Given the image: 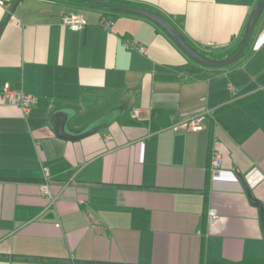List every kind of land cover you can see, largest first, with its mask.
I'll list each match as a JSON object with an SVG mask.
<instances>
[{
  "label": "crops",
  "instance_id": "0c3cea01",
  "mask_svg": "<svg viewBox=\"0 0 264 264\" xmlns=\"http://www.w3.org/2000/svg\"><path fill=\"white\" fill-rule=\"evenodd\" d=\"M107 1L157 12L224 59L258 0ZM82 2L0 0V264H264L259 211L241 183L264 221V9L240 57L209 68L151 20ZM62 14L84 27L62 26ZM5 85L37 106L9 105ZM59 108L75 111L74 131L122 111L66 140L48 125ZM196 116L197 129L178 125Z\"/></svg>",
  "mask_w": 264,
  "mask_h": 264
},
{
  "label": "water",
  "instance_id": "95a60500",
  "mask_svg": "<svg viewBox=\"0 0 264 264\" xmlns=\"http://www.w3.org/2000/svg\"><path fill=\"white\" fill-rule=\"evenodd\" d=\"M78 1L100 5L101 7L111 8L112 10L117 12L133 14L151 20L152 22H154L156 25H158L163 29V31L168 35V37L178 46V48H180V50L188 58H190L192 61L203 67H209V68L227 66L235 62L240 57V55L245 50L250 40L254 26L264 9V0H258L248 20L244 37L241 43L239 44V47L232 55L224 59H212L204 55L203 53L199 52L195 47H193L178 31V29L172 25V23L168 19H166L164 16H162L157 12L142 7L127 5V4H122L107 0H78ZM5 23L6 22L0 25V29L5 25ZM121 111H122L121 108L112 109L106 114H104L102 117H100L98 120L90 123L81 130L74 131L69 127L68 122L72 118V116H74L75 111L71 108H59L51 113L48 119V125L51 128V130L56 134L57 137L66 140H77L105 127L110 122L115 120L119 116ZM241 183L250 203H252L258 208L260 223L262 226V232L264 237V221H263L262 204L260 203V201H258L255 197L252 196L249 188L243 183V181H241Z\"/></svg>",
  "mask_w": 264,
  "mask_h": 264
},
{
  "label": "built area",
  "instance_id": "2783aa9c",
  "mask_svg": "<svg viewBox=\"0 0 264 264\" xmlns=\"http://www.w3.org/2000/svg\"><path fill=\"white\" fill-rule=\"evenodd\" d=\"M100 24H102L104 27L109 28L113 22L108 21L105 18L100 19ZM60 24L69 30L72 31H79L81 30L85 22L82 19V17L78 15L73 14H62L60 15ZM142 50V49H141ZM2 95L4 97V100L9 105L18 106L22 110H29L37 106L38 100L22 91H17L10 89L7 85H5L2 88ZM201 117H191L187 118L180 123H178L179 126L182 128H185L186 130H193L197 129L200 125ZM222 157L221 154L218 151H213L211 157H210V163H209V170L211 172V176L217 177L221 170H222ZM40 190L42 193L48 197H51V192L48 184L46 182H42L40 184ZM216 212L214 209H209L206 214V222L210 225L213 223V221L216 219Z\"/></svg>",
  "mask_w": 264,
  "mask_h": 264
},
{
  "label": "trees",
  "instance_id": "16d2710c",
  "mask_svg": "<svg viewBox=\"0 0 264 264\" xmlns=\"http://www.w3.org/2000/svg\"><path fill=\"white\" fill-rule=\"evenodd\" d=\"M83 3H86V2H83ZM99 7H101V6H99ZM103 8V7H102ZM104 9H111V8H104ZM112 10V9H111ZM239 47V45L237 46V48ZM237 48H236V50H237ZM235 50V51H236ZM24 260H25V258H23ZM34 260H44V259H42V258H33ZM88 263H91V264H93V261H87ZM215 264H217V263H215ZM218 264H220V263H218ZM224 264V263H223Z\"/></svg>",
  "mask_w": 264,
  "mask_h": 264
},
{
  "label": "rangeland",
  "instance_id": "374dc122",
  "mask_svg": "<svg viewBox=\"0 0 264 264\" xmlns=\"http://www.w3.org/2000/svg\"><path fill=\"white\" fill-rule=\"evenodd\" d=\"M81 2V1H80ZM82 4H83V2H82ZM262 33H264V31L263 32H261V34ZM258 39V38H257ZM261 39H262V37H261ZM258 55H264V46L262 47V49L260 50V52L258 53Z\"/></svg>",
  "mask_w": 264,
  "mask_h": 264
}]
</instances>
